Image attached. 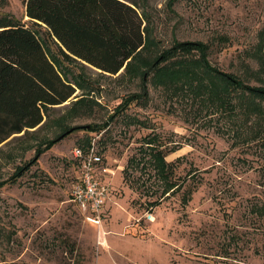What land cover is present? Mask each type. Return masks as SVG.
Masks as SVG:
<instances>
[{
    "label": "rangeland",
    "instance_id": "1",
    "mask_svg": "<svg viewBox=\"0 0 264 264\" xmlns=\"http://www.w3.org/2000/svg\"><path fill=\"white\" fill-rule=\"evenodd\" d=\"M132 1L152 23L154 43L139 57L154 64L174 41L202 42L213 67L264 87L255 58L264 0ZM13 21L37 30L79 88L64 106L45 110L42 126L0 144V264H264V123L170 94L138 64L143 73L110 76L67 60L46 26L26 16L24 0H0V25ZM199 56L170 54L159 68ZM89 140L110 187L101 226L71 201L75 150ZM154 147L173 162L178 185L168 192Z\"/></svg>",
    "mask_w": 264,
    "mask_h": 264
},
{
    "label": "trees",
    "instance_id": "2",
    "mask_svg": "<svg viewBox=\"0 0 264 264\" xmlns=\"http://www.w3.org/2000/svg\"><path fill=\"white\" fill-rule=\"evenodd\" d=\"M24 5L29 20L38 28L46 26L67 60L84 63L110 76L121 71L134 76L141 72L139 65L145 68L143 75L153 73L152 81L170 94L188 95L208 108L234 116L239 110L247 120L254 116L264 123V87H251L243 79L213 67L208 59V45L174 41L154 64L151 59L139 57L148 43H154L150 38L152 23L147 12H140L132 0H24ZM258 43L255 58L264 72V32ZM192 51L199 52L197 60L184 57L177 67L159 68L170 54ZM144 84L143 97L147 98ZM78 88L64 77L36 29L17 21L0 25V144L14 134L42 126L45 110L64 106ZM133 97L128 104L135 101ZM87 129L98 130L96 126ZM66 133L69 130L61 135ZM59 139L47 141L46 147H52ZM151 141L150 138L148 142ZM42 153L39 149L37 156ZM165 156L160 148H152L155 171L166 180L168 192L178 183L172 179L173 162ZM4 183L1 181L0 186Z\"/></svg>",
    "mask_w": 264,
    "mask_h": 264
},
{
    "label": "built area",
    "instance_id": "3",
    "mask_svg": "<svg viewBox=\"0 0 264 264\" xmlns=\"http://www.w3.org/2000/svg\"><path fill=\"white\" fill-rule=\"evenodd\" d=\"M75 156L80 162V174L74 184L71 201L78 205L87 221H96L101 226L110 193L108 182L99 175L102 156L93 145L86 150L78 147Z\"/></svg>",
    "mask_w": 264,
    "mask_h": 264
},
{
    "label": "water",
    "instance_id": "4",
    "mask_svg": "<svg viewBox=\"0 0 264 264\" xmlns=\"http://www.w3.org/2000/svg\"><path fill=\"white\" fill-rule=\"evenodd\" d=\"M29 18V17H28ZM99 71H101V70H99Z\"/></svg>",
    "mask_w": 264,
    "mask_h": 264
}]
</instances>
